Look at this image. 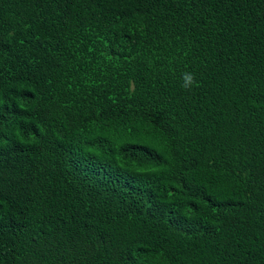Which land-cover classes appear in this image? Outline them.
Here are the masks:
<instances>
[{
    "label": "trees",
    "instance_id": "obj_1",
    "mask_svg": "<svg viewBox=\"0 0 264 264\" xmlns=\"http://www.w3.org/2000/svg\"><path fill=\"white\" fill-rule=\"evenodd\" d=\"M0 264H264V0H0Z\"/></svg>",
    "mask_w": 264,
    "mask_h": 264
},
{
    "label": "clouds",
    "instance_id": "obj_2",
    "mask_svg": "<svg viewBox=\"0 0 264 264\" xmlns=\"http://www.w3.org/2000/svg\"><path fill=\"white\" fill-rule=\"evenodd\" d=\"M183 80H184L183 87L188 88L190 85H192L194 77L191 73H184Z\"/></svg>",
    "mask_w": 264,
    "mask_h": 264
}]
</instances>
